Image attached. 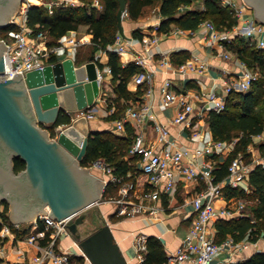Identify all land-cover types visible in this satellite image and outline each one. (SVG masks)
Wrapping results in <instances>:
<instances>
[{
	"label": "built area",
	"instance_id": "built-area-1",
	"mask_svg": "<svg viewBox=\"0 0 264 264\" xmlns=\"http://www.w3.org/2000/svg\"><path fill=\"white\" fill-rule=\"evenodd\" d=\"M79 2L80 0H22L19 15L10 19L9 24H13L14 27L8 30L6 35L0 37V40L8 45L3 51L4 71L0 72V79L13 77L17 71L25 76L30 70L43 68L47 64H53L67 57H72L76 62L78 47L90 42V39L85 35L79 36L76 30H69L58 37L55 42L50 43L46 29L34 30L28 25L27 11L31 5H43L49 13H53L57 6H74ZM220 3L230 8L236 17V23L231 28L234 35L223 37L221 30L209 19L203 20L200 24L210 30L207 37H209L211 44H219L225 49L222 48L221 56L224 58L233 56V51L228 47V44L236 34L247 39L249 43L264 49V23L247 16L245 3L242 0H220ZM93 5L102 8L100 0H94ZM183 6L191 7L190 4ZM126 16H129L127 8L124 11V17ZM160 27L161 21H157L152 26L146 43L147 48L159 41ZM174 32L180 35H192L195 29H186L176 25ZM113 44L118 53L124 52L126 49L125 44L122 43V34L119 31ZM153 54L149 56L151 57ZM160 54L164 56L161 61L162 64L171 63V58L165 52ZM149 56H138L135 60L139 70L133 76V82L136 86L148 84L143 94V101L128 106L122 116L113 119V129L118 134L125 132L127 125L133 127V143L129 153L140 156L139 170L141 173L136 178H129L132 176L130 172L127 174L114 173L115 168L103 157L95 159L87 167L97 168L107 176L103 185V192L108 185L111 188H116L118 194L112 193L105 201L114 203V213L122 218L152 214L157 216L159 211H165L169 206V204H159V199L162 195L166 196L167 199V195L176 187L179 180L187 182L200 179L201 188L190 199L194 212L190 226L177 251L168 255L166 264H182L184 261H190L192 264H220L217 257L224 250L227 253L221 262L223 264H236L240 260L235 259V254L257 241L252 242L249 238L235 241L230 235L218 241L215 220L221 216L238 217L245 215V200L241 198L228 199L224 195V187L228 185L241 186L249 190L248 174L253 164L247 162L245 156L239 153L230 161L228 175L223 180L216 181L213 172L215 162L209 158L227 152L229 142L212 138L204 146L191 150L184 146H178L174 140L170 139L168 126L157 120V114L148 101L152 93V74L147 68ZM240 63L242 71L238 73L237 81H225L222 92L217 90L205 91L204 89L194 92L188 89L179 90L171 78H166L161 85L160 103L163 107L176 105L179 108L178 113L171 118V121L179 124L184 123L185 126L191 127L195 100L206 103L207 109L220 111L225 108L226 98L231 90H249L259 78L260 72L249 67L244 60H241ZM208 65L205 60L199 58L198 54H191L190 58L178 64L174 71L185 76L188 73L203 72ZM106 72L108 74L112 72L109 65L99 68L100 84L105 79ZM114 110L113 104L106 110V113L110 115ZM64 112L70 116L71 121L58 124L55 127L54 137L63 127L78 117L85 116L87 120H90L99 116L95 103L86 108L77 109L73 113L67 109ZM149 121L153 122L156 131L154 140H147ZM257 140L263 141V134L255 135L254 142ZM219 198L225 200L224 205H216ZM2 211L0 208V212ZM79 213L80 211H76L61 219L51 216L50 213L38 216L43 220L44 227L39 228L37 218L34 228L24 238L29 244L35 245L38 250L37 254L31 258L30 264H92L80 248L79 241L69 229V224L75 220ZM0 222H2L0 232L2 236H13L15 240L23 239L16 237L9 223L3 221L1 215ZM66 236L72 237L73 244L63 247L61 239ZM263 237L264 231L261 238ZM147 240L148 234L145 232H138L135 235L133 247L139 262L145 259ZM79 257H82L83 262Z\"/></svg>",
	"mask_w": 264,
	"mask_h": 264
},
{
	"label": "trees",
	"instance_id": "trees-1",
	"mask_svg": "<svg viewBox=\"0 0 264 264\" xmlns=\"http://www.w3.org/2000/svg\"><path fill=\"white\" fill-rule=\"evenodd\" d=\"M195 1L197 0H127L126 8L129 17L137 19L145 13L148 7L159 2L162 15L160 34L168 32L171 25L196 29L205 19H213L214 21H212L219 30L231 29L236 23V17L231 9L223 6L220 0H200L203 7L188 8L179 13L182 5H189ZM93 2L94 0H80L79 4L74 6H57L53 13H49L43 5H31L27 11V22L34 30L46 29L50 43L55 42L58 37L69 30L78 31L81 24L87 25V31L92 33V39L90 43H84L78 47L76 62L81 64L85 60H89L92 55H96V51L99 49L106 51L107 61L103 62L97 59V62L101 68L109 65L112 69L113 82H117L115 86L117 95L114 99L109 100L107 105L108 108L113 104L115 106L114 112L107 117L112 120L122 116L128 106L142 102L146 87L138 85L135 90H130L128 85L132 76L139 70V66L134 60L123 64L119 53L109 49V45L115 42L119 31L117 16L120 7L119 0H100L103 6L101 9L93 5ZM13 27V24L0 27V37L6 35L8 30ZM143 33L140 29L133 31L135 38H142ZM84 46L89 49H87L89 53L85 55V59H81L78 54L81 55L80 52ZM228 47L249 67L259 70L260 76L247 91L231 90L227 95L224 109L220 111L209 109L206 112V119L214 139L229 142L238 138L228 156L224 160L216 162L213 171L216 181H221L228 175V165L232 158L239 153H242L249 162L252 161L249 145L254 143L255 135L263 134L264 136V49L249 43L240 35L234 36ZM190 56L191 53L185 51L171 53V59L176 65L184 62ZM70 121V116L63 112L56 124H43V126L49 128L53 136L58 124ZM129 128L128 126L126 129L127 135H119L109 130H91L87 152L81 160V164L88 166L95 159L103 157L115 168L114 173L127 174L130 172L132 176L129 178H136L141 173L137 164L140 156L129 153L133 143V131H129ZM259 149L264 158V140L259 144ZM13 161L15 171L26 166L25 161L19 156L13 157ZM250 163L253 165L248 174L249 191L241 186L228 185L224 187V195L228 199L241 198L245 200V215L218 217L215 220L218 241L230 235L235 241L249 238L253 242L262 236L264 231V160ZM114 190L116 188H111L108 185L103 194L109 196ZM6 209L5 206V209L0 212L3 221L9 223L16 237L22 238L29 228L22 230L17 224L11 223L6 215ZM111 217H115L114 214ZM37 223L39 228L44 227L41 218H38ZM1 227L2 222H0V232ZM5 240L6 237L0 233V243ZM79 258L83 262L82 257ZM167 260L168 254L162 239L156 235H148L145 259L138 264H166ZM236 264H264V250L253 252L247 259Z\"/></svg>",
	"mask_w": 264,
	"mask_h": 264
},
{
	"label": "water",
	"instance_id": "water-1",
	"mask_svg": "<svg viewBox=\"0 0 264 264\" xmlns=\"http://www.w3.org/2000/svg\"><path fill=\"white\" fill-rule=\"evenodd\" d=\"M21 1L6 13L0 10V27L9 25ZM246 1L264 20V0ZM119 3L118 30L125 35L127 0ZM5 46L0 40V72L4 71ZM99 68L95 55L81 64L67 57L25 76L17 71L13 77L0 79V199L13 203L10 219L14 223L47 213L43 205H49L50 215L58 219L80 211L69 229L91 263L130 264L108 222L85 236L80 229L87 218L86 209L99 200L105 183L90 173L89 167L81 166L91 132L87 118H76L56 137L43 126L56 124L66 109L73 113L95 103L100 93ZM15 81L19 85H14ZM19 97L26 99V108ZM12 155L26 163L19 175L12 172Z\"/></svg>",
	"mask_w": 264,
	"mask_h": 264
},
{
	"label": "crops",
	"instance_id": "crops-1",
	"mask_svg": "<svg viewBox=\"0 0 264 264\" xmlns=\"http://www.w3.org/2000/svg\"><path fill=\"white\" fill-rule=\"evenodd\" d=\"M242 1L247 6V16L250 19L264 23V20H261L255 15V6L248 3L246 0ZM193 3L190 4V8L204 6L201 1H195V3ZM188 8L189 7L181 6L179 13ZM161 20L162 15L160 13L159 2L148 7L145 10V13L137 19H132L129 16L124 17L123 25L125 35H122V43L125 44L126 49L124 50V52L119 53V55L123 64H127V62L131 60L135 61L138 56H149L150 54L154 53L147 59V68L152 74V93L148 101L157 114V120L164 122L168 126L170 131V139L174 140L178 146H184L192 150L197 147L199 148L201 146H204L209 139L214 138L209 122L206 119V112L209 109L206 108V103L195 100V108L192 115V126H185L184 123H173L171 121V118L178 113L179 108L176 105H170L167 107H163L161 105L160 100L162 96V83L166 78H171L174 81L177 89L179 90L188 89L194 92L196 90L204 89L205 91L217 90L218 92H222L224 91L225 81H237V75L242 71L240 63L242 59L233 50V56L231 58H224L223 56H221L224 48L219 44H211L209 37H207L210 33V30L202 24H200L195 29V32L192 35L176 34L174 32V26L176 25H171L168 32H162L160 34V39L157 43L151 44V46L147 48L146 43L151 33L152 26L157 21ZM135 29H140L141 32H144L142 38L134 37L133 31ZM77 32L79 34V31ZM221 32L223 37L225 35H234L232 29L221 30ZM83 35L89 38L91 42L92 33L87 31ZM235 36H237V34ZM224 40L226 41L225 38ZM90 42H87L85 44H88ZM109 49L115 50V46L113 43L109 45ZM177 51H185L190 52L191 54H198L199 58L205 60L209 65L203 72L188 73L185 76L177 74L174 71V68L177 65L172 61V59L170 64H162L161 61L163 60L164 56L160 54L161 52H165V54H167L171 58V53ZM95 58L96 60L100 59L101 61L106 62V51L102 49L97 50ZM133 76L128 85L130 90H135L137 88L136 84L133 82ZM116 83L117 82H113L112 73L108 74L106 72L105 79L102 80L100 84L99 96L95 100V105L99 112V117L101 118L88 120L90 130L101 131L111 130L113 128V119L110 120L107 118L109 114L106 113V110L108 109L107 105L109 100L114 99L117 95L115 91ZM145 87L147 89L148 84H146ZM128 126L130 127L129 131H133V127L127 125V127ZM47 130L49 133H51L49 128H47ZM194 131L197 132L195 133ZM122 134L127 135V130ZM155 137L156 131L154 129L153 122L149 121L147 127V140H154ZM253 144L254 143H251L249 146L253 147ZM234 146L235 142L233 140L229 141L227 152H225L223 155H217L216 157L209 159H211V161H214L215 164L218 160H224L228 156V153L232 151ZM260 158L261 159L258 162H262L264 160L262 157ZM11 160L13 174L19 175V173L24 168L19 171H15L13 155L11 156ZM139 160L137 162L138 167L140 164ZM81 166L87 167L82 164ZM88 171L104 181L107 178V176L97 168L89 167ZM201 183L202 182L200 179L187 182L184 180H179L176 187L171 191L169 195H167V199L164 195H162V197L159 199V204H169V206L167 210L159 211L157 216L153 214L137 215L135 217L125 219L121 218V220L117 222H112L111 220H109V218L107 219L106 217V222H108L113 227L116 238L130 264L139 263V260L137 259L135 253V249L133 247L134 238L138 232H145L148 235H156L161 238L168 255L172 252L177 251L180 244L182 243V240L190 226L191 220L194 215L193 204L191 203L190 199L194 195V193L199 188H201ZM113 193L118 194L117 190H115ZM95 204L99 205V208L102 210V214H109L110 216L115 214L114 207L111 206L110 202L107 203L106 201H101L99 198L98 202H96ZM224 204L225 200L223 198H219L216 201L217 206H222ZM5 206L7 207L6 215L9 221L11 223H14L10 219L13 213V203L4 197L0 199V208L4 210ZM43 207L45 208L47 213H50L49 205H43ZM36 219L30 220L29 222L14 223L17 224L22 230L27 227L29 228V230L24 233L22 237L23 239L15 240L13 236H5L6 240L0 243V264L31 263V258L37 254L38 250L35 245L29 244L24 238L34 228ZM66 239H69L70 241L68 240L67 244H63L64 242L61 241L63 247H67L73 244L71 239L68 237L64 238L63 240ZM258 250H264V242H262L261 238H259L255 244H251V246H249L248 248L240 250V252L235 254V259L243 261L247 259L253 252ZM226 253L227 251L225 250L219 253L217 258L220 264H223L221 261L225 259ZM182 264L192 263L190 261H184Z\"/></svg>",
	"mask_w": 264,
	"mask_h": 264
},
{
	"label": "rangeland",
	"instance_id": "rangeland-1",
	"mask_svg": "<svg viewBox=\"0 0 264 264\" xmlns=\"http://www.w3.org/2000/svg\"><path fill=\"white\" fill-rule=\"evenodd\" d=\"M198 1H200V0H197L196 2H198ZM195 3V2H194ZM193 3V4H194ZM193 6V5H192ZM195 6H197V5H195ZM103 7V6H102ZM194 7V6H193ZM195 8V7H194ZM20 9V8H19ZM19 9L14 13V15L13 16H16V15H19ZM99 9H101V8H99ZM192 9V8H191ZM12 16V17H13ZM209 20H213V19H209ZM214 21V20H213ZM79 35H83V34H85L86 32H87V25H85V24H81L80 25V27H79ZM88 48H86V46H84L83 48H82V50H81V52H80V56H79V54H78V57H80L81 59H85V55H87L88 53H89V49L87 50ZM87 60H85L84 62H86ZM84 62H82V63H84ZM76 64H77V62H76ZM100 116V115H99ZM98 116V118H101V117H99ZM97 119V118H96ZM90 120H92V119H90ZM109 131H111V132H113V133H116L115 132V130L112 128L111 130H109ZM238 140V138H234L233 139V141L235 142V144H236V141ZM262 141H259V140H257V141H255L254 142V144H253V147L252 146H249V151L251 152V160L252 161H250V162H258L261 158L260 157H262V155H261V151H260V149H259V144L261 143ZM263 158V157H262ZM264 159V158H263ZM247 161H248V159H247ZM249 162V161H248ZM249 162V163H250ZM115 191V190H114ZM113 193V192H112ZM113 194H115V193H113ZM101 199V201H105V199H107L108 198V195H101V197H100ZM108 203V202H107ZM105 204V203H104ZM110 204H111V206L112 207H114L115 208V204L114 203H111L110 202ZM106 205V204H105ZM86 212H87V218H86V220H85V222L83 223V224H81L80 225V229H81V232L83 233V236H85V235H87V234H89V233H91L92 231H94L95 229H97V228H99L101 225H103L107 220H106V217H107V219L109 218V220H111L112 222H117V221H119V220H121V219H119L118 217L119 216H117L116 214H114V216L115 217H111L109 214H102V210L99 208V205L98 204H93V205H91L90 207H88L87 209H86ZM245 212V211H244ZM122 219H125V218H122ZM66 237H68V238H70L71 239V241H72V237L71 236H66ZM66 237H63L62 239H61V241L62 242H64L63 244H67V241L69 240V239H66V240H63L64 238H66ZM261 240H262V242H264V237L263 238H261ZM70 241V240H69ZM251 245V244H250Z\"/></svg>",
	"mask_w": 264,
	"mask_h": 264
},
{
	"label": "flooded vegetation",
	"instance_id": "flooded-vegetation-1",
	"mask_svg": "<svg viewBox=\"0 0 264 264\" xmlns=\"http://www.w3.org/2000/svg\"><path fill=\"white\" fill-rule=\"evenodd\" d=\"M17 2L18 0H0V10H2L3 13H6V11H8L9 8H12ZM14 85L16 86L19 85V82L15 81ZM19 99L21 100L24 108H26L27 107L26 99L23 97H19Z\"/></svg>",
	"mask_w": 264,
	"mask_h": 264
}]
</instances>
